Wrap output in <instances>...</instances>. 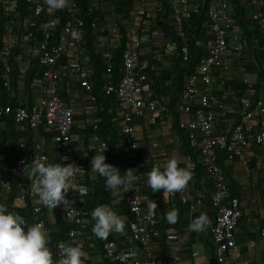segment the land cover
<instances>
[{
	"label": "built area",
	"instance_id": "built-area-1",
	"mask_svg": "<svg viewBox=\"0 0 264 264\" xmlns=\"http://www.w3.org/2000/svg\"><path fill=\"white\" fill-rule=\"evenodd\" d=\"M21 2L30 5L29 13L21 15L19 10ZM170 2L172 11L176 13L175 29L181 38L180 52L184 60H189L190 39L186 27H190L191 19L200 13L201 2L199 0ZM118 3L123 1L119 0ZM251 3L262 7V10L252 14V20L258 31L264 33V1L251 0ZM0 5L6 15L5 40L0 47L3 87L11 91L15 74L21 78L27 77L31 67H35L36 61L40 69V78L36 85L41 93L39 99L30 106L9 104L4 102L3 95L0 94V116L11 115L18 123H27L31 127L41 125L46 129L55 130L54 147L62 152L61 164H75L80 169L73 180L75 189L72 188L67 194L69 201L73 202L72 209L66 210L64 206L62 209V214L67 219L78 222L85 214L83 204L90 190L86 181L88 178L93 180L98 176L92 170L89 173L70 152L76 109L64 99L68 90L73 91V83L88 92L95 88V69L91 66L90 55L84 46L85 22L79 16L76 0H66L64 8L53 11H49L46 0H0ZM207 14L213 36L212 45L208 53L202 57L196 71L186 77L185 84L178 94L176 106L180 112L190 117L179 123L180 127L187 131L193 149L188 168L193 172L197 169L198 163H201L213 181L209 199L216 213L212 228L216 259L220 264H232V256L240 251L235 240V231L243 217V209L240 198L231 192L224 169L218 162V150L225 149L228 159H232L236 153L245 150L251 144L264 148V105L259 102L256 110L252 108L253 89L252 85H247L239 97L242 121L228 133L215 132L217 112L214 106H221V100L214 89V70L219 71V78L224 83V74L231 67L224 61L223 54L228 49L236 53L241 52L244 43L236 31L238 21L230 0H209ZM92 27L98 34V40L106 46L103 52L105 69L102 75V89L105 94L114 96L123 114L121 150L126 155H132L139 148L138 141L133 136V118L141 117L146 111H167L168 105L141 96L144 90L153 87L155 81L147 72L148 65L141 63L139 59L142 46L139 30L130 27L126 35H122L116 25L100 23L98 20L92 22ZM121 46H123L122 73L116 82H111L114 51ZM15 49L23 51L21 58L16 55V58L12 59ZM16 59H22L17 67L12 63ZM92 129L96 131L98 125L93 124ZM102 148L106 149L107 161V141L100 142L96 154H99ZM6 156V145L0 141V162L5 161ZM37 159L45 162L47 155L44 152L34 155L32 162ZM130 164L137 166L138 163L131 159ZM135 177L138 184L131 186L132 189L129 191H122L129 211L124 219L129 226L131 238L145 249V257H136L134 250L129 253L115 251L116 243L113 240L105 241L104 249L108 251L112 260L120 264H168L158 245L161 237L158 211L143 194V177L140 174ZM82 188L86 194L80 196ZM29 192L32 224L43 223L48 231L43 213L44 206L38 201L34 191L22 186L19 194L23 200H27ZM181 194L183 201L187 202L190 198L187 189ZM194 203L202 204L203 201L198 198ZM117 214L119 215L118 212ZM60 236L56 234V238H59L56 250L61 258L59 245L74 246L73 239L77 236V231L71 229L66 236ZM217 236L220 238L217 239Z\"/></svg>",
	"mask_w": 264,
	"mask_h": 264
},
{
	"label": "crops",
	"instance_id": "crops-1",
	"mask_svg": "<svg viewBox=\"0 0 264 264\" xmlns=\"http://www.w3.org/2000/svg\"><path fill=\"white\" fill-rule=\"evenodd\" d=\"M247 1L252 6L251 10H262V7L252 4L251 0ZM254 12L251 11L249 14L251 20ZM175 14V11H171L169 15L163 14L162 25L157 23L154 13L147 14L139 30L142 38L139 59L141 63L148 65L147 72L155 81L153 87L144 90L141 96L167 104L168 110L146 111L141 117L133 118V136L138 141L139 148L132 155L121 153L115 167L119 168L121 175L131 169L134 176L140 174L143 177V194L149 198L150 203L154 204L159 214L161 237L158 245L168 264H220L215 256L212 235L216 213L209 199L213 189L210 175L201 169L192 172V180L186 188L190 197L187 202L183 201L181 193H176L165 200L162 190L154 193L146 184L147 173L154 166L176 158L180 161V167H188L190 159L188 139L179 124L180 121L190 117L180 112L175 105L187 77L178 63L181 52L179 41L174 35ZM194 31L197 34L195 38L202 40V43L198 41L197 44L200 43L203 47V56H205L213 42L208 19L203 18L202 15L196 18ZM236 31L242 34L239 26ZM253 36L252 44H246L241 52L236 53L232 49L224 52L223 59L231 67L224 74V83L219 78V71L214 70V89L221 100V106H214L217 112L214 129L216 133H228L242 121L239 97L247 85H252V96L257 91L264 97V33L258 31ZM189 39L191 42L192 38ZM30 71L25 78L15 74L16 77L12 79V90L7 91L6 95L2 93V84H0V94L3 95L4 102L17 106H30L39 99L41 93L36 84L40 78V69L31 67ZM101 91L104 92L102 87ZM64 99L76 109L75 125L69 145L70 152L73 151L76 155L84 153L91 161L100 142L105 140L108 143L107 139L101 138L105 130L103 116L99 113L103 109L105 97L104 99L98 97L99 101H97L93 92L81 89L73 83V91L68 90ZM108 103H110L112 121L119 124L121 129L123 114L115 98L112 97L111 101L109 99ZM93 124L98 125L96 131L92 129ZM54 135V129L18 123L11 115L0 116V141L5 145L8 144V147L9 143H16L21 149L22 156L11 169V154L8 151L7 162L0 165V206L22 216L26 226L32 225V211L29 207L32 205L27 200H23L18 193L20 186L27 185V177L24 174L26 166L23 160L44 152L47 155L44 163L61 164L62 152L54 147ZM90 147L93 149H89ZM76 159L80 163L83 162L81 158ZM131 159L137 161V166L130 164ZM223 168L231 192L240 198L243 209V217L235 231V240L240 251L232 256V264H264V148L251 144L245 150L236 153L232 159L227 158ZM10 177L16 179L18 183V187L15 185V190L11 189V182L8 180ZM136 184L138 183L134 180L131 186ZM105 185L106 183L100 189L103 205L111 207L122 217L128 216L129 211L122 196L123 189L113 194ZM27 186L32 189V182ZM14 195L17 197H13ZM89 196L90 190L83 204L85 214L78 222H72L62 214L63 204L53 210L44 207L43 213L49 236L47 247L54 261H58L60 256L56 250L57 241L54 242L53 238H56V234L66 236L71 229H76L74 246L81 247L86 254L82 258L85 264H107L92 232L94 224L89 213ZM198 198L203 201L202 204L194 203ZM171 209H178L179 213L178 222L174 225L169 224L166 219V214ZM202 213L209 218L208 229L199 233L189 232L188 225ZM102 240L115 241V251L119 253H129L134 250L136 257H145V249L131 238L126 222L124 232L110 233ZM115 264L120 263L115 262Z\"/></svg>",
	"mask_w": 264,
	"mask_h": 264
},
{
	"label": "clouds",
	"instance_id": "clouds-1",
	"mask_svg": "<svg viewBox=\"0 0 264 264\" xmlns=\"http://www.w3.org/2000/svg\"><path fill=\"white\" fill-rule=\"evenodd\" d=\"M49 11L62 9L66 0H46ZM93 149V148H89ZM106 149H101L91 160V170L105 178L106 188L113 194L121 189L131 190V184L136 179L131 169L121 175L119 168L106 163ZM180 161L171 158L167 162L154 166L147 173L146 184L155 192H163L168 200L175 193H182L192 180V172L188 167H180ZM80 169L71 163H44L34 160L24 169V174L32 182V190L38 201L49 209H55L63 204L66 210L71 211L73 202L67 194L73 188L74 177ZM82 188L79 195H85ZM151 207V205H150ZM178 209H171L166 214L169 224L178 222ZM94 220L93 234L99 239H106L110 233H122L125 230V219L107 205H99L91 212ZM210 226L206 214H200L188 225L189 232H204ZM220 237L217 236V239ZM48 232L43 223H34L26 226L25 220L19 214L8 211L0 206V264H83L85 253L79 246L60 244L61 258L53 260V255L47 247Z\"/></svg>",
	"mask_w": 264,
	"mask_h": 264
},
{
	"label": "trees",
	"instance_id": "trees-1",
	"mask_svg": "<svg viewBox=\"0 0 264 264\" xmlns=\"http://www.w3.org/2000/svg\"><path fill=\"white\" fill-rule=\"evenodd\" d=\"M79 6V16L84 20L85 22V39H84V46L88 50V53L91 58V66L95 69V88L92 91L95 98L101 97V99H104V105L103 109L99 111L101 116H103L102 122L104 124V133L101 136L102 139L108 140V159L106 163H110L115 166L117 163L122 150H121V141H122V135H121V129L119 128V124L114 123L112 120V115L110 114V103H108V100L112 99L111 95H105L101 91L102 87V75L104 73L105 64L103 62V52L106 48L105 45L101 44V42L98 40V34L95 32L94 28L92 27V22L95 20H98L100 23H112L116 25L122 35H126V32L130 27H136L138 30L141 29V26L143 24V21H145V18H147V14L154 13L156 15V21L157 23H162V15H169V13L172 11L171 9V2L170 0H120L123 1V3H118L119 0H76ZM201 2V11L199 14L195 15L191 19V26L186 27L187 28V35L189 38H192V41L190 42V59L184 60L182 55L180 58V61L178 63L180 64L182 71L185 72L186 76H188L190 73H193L196 71L202 57H203V47L199 44H197L198 41L202 43V40H199L200 38H195L197 35L194 31V22L196 18H198L200 15L203 16V18L208 19L209 17L207 14V7L209 0H199ZM264 1V0H263ZM114 5V7H111ZM230 5L233 7V9L236 12V17L238 21V26L242 30L241 38L244 43V46L246 44H252V40L254 39V34L258 32L257 27L255 26L253 20L249 17L250 12H254L256 9L251 10V4L247 0H230ZM21 15H24V13L30 12V5L26 2H21V6L19 8ZM139 17V22L137 21V18ZM155 20V19H154ZM162 25V24H161ZM6 26V15L5 11L3 10V7L0 5V47L3 45L5 36H4V29ZM254 29V31H253ZM175 37L178 39L179 44H181V38L177 35L176 29L174 32ZM123 42V40L121 41ZM20 48V46H19ZM244 48V47H243ZM122 51L123 46L119 47L114 51V59L113 64L114 68L111 73V82H116L118 78L120 77L122 73ZM12 59L17 57L21 58V53L23 54V51L18 49L13 51ZM22 61V59H16L15 61H12L14 63L15 67L18 66V64ZM35 69L38 68L37 62H34ZM31 71L28 73L30 74ZM0 84H2V93L4 95L8 94L7 90L3 87V76H2V70L0 68ZM10 97V96H8ZM6 97V98H8ZM252 108L256 110L257 104L261 102L264 105V97L260 96V94L256 91L254 92L252 96ZM13 105V104H12ZM176 105V103H175ZM177 108V106H176ZM181 128V127H180ZM182 129V128H181ZM188 139V149L190 151V157L193 156V149L189 142V136L187 131L182 129ZM6 151L8 154H11V169L15 167L16 162L22 157L21 149L16 146V143H9L6 144ZM11 149V151H10ZM73 156L76 158H81L83 162L82 165L86 168V170L90 173L91 171V161L88 160V157L84 153H80L79 155L74 154L72 151ZM218 162L221 164V166H224V162L228 158V154L225 149H219L218 150ZM8 159V157L6 156ZM26 158V157H25ZM7 159L3 162H0V165L5 164L7 162ZM32 158H26L25 160V166L31 165ZM197 169L204 170L201 163H198ZM196 169V170H197ZM224 169V168H223ZM9 176H7L8 178ZM8 180L11 182V189L15 190V185L18 187V183L16 179L10 177ZM30 180L27 178L26 183L27 185L30 184ZM87 184L90 188V196H89V213L91 214L92 210L95 209V207L99 205H103V201L100 199V189L102 186L106 183L105 178L102 176H97L93 180L87 179ZM23 185V186H27ZM28 187V186H27ZM21 188V186L18 188V190ZM19 193V192H18ZM17 193V194H18ZM17 197V195L13 196ZM11 198V197H10ZM31 198V192L28 193V203H30ZM30 207V211H32V207ZM93 220V219H92ZM94 224V220H93ZM65 236V235H64ZM60 236V237H64ZM96 242L98 246L101 248L102 253L105 256L107 264H115V261H113L109 253L106 249H104V241L102 239H99L95 236ZM54 242L58 241L59 238H53Z\"/></svg>",
	"mask_w": 264,
	"mask_h": 264
}]
</instances>
